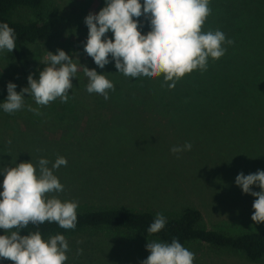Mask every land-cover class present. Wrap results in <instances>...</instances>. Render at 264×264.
<instances>
[{"label":"rangeland","instance_id":"374dc122","mask_svg":"<svg viewBox=\"0 0 264 264\" xmlns=\"http://www.w3.org/2000/svg\"><path fill=\"white\" fill-rule=\"evenodd\" d=\"M47 1L57 21L56 29L47 41L26 44L25 48L37 63L45 62L48 51L56 54L57 49L73 59L79 70L72 78L69 94L80 113H57L48 109L50 104L37 105L27 93L23 109L9 114L0 108V168L20 162H31L38 168L40 158L54 162L61 156L67 165L54 170V175L64 190L51 195L62 202L78 201L77 209L149 208L166 217L184 206H194L202 211V224L207 228L236 234L264 227V223L255 224L251 219L255 197L242 193L235 184L241 172L248 175L264 170V104L240 108L237 116L215 110L183 115L177 107L119 106L110 91L107 100L90 94L80 64L104 74L112 83L118 73L112 70L114 61L100 69L84 51L88 36L84 19L90 12L98 13L105 0H89L88 7L82 0ZM106 35L113 38L111 32ZM2 56L0 51V64L4 63ZM8 82L15 83L20 91L28 86L27 81L6 78L0 85V103L7 98ZM28 106L40 114L29 111ZM56 116L62 117L49 119ZM127 116L135 120L125 122ZM195 116H205V120L194 121ZM185 142L192 144L190 151H170ZM3 179L0 174V191ZM66 239L69 251L65 264H140L150 255L148 241H157L109 227L81 231ZM185 247L195 254L193 264H264V258L253 262L238 252L211 249L201 242ZM0 264L13 262L0 258Z\"/></svg>","mask_w":264,"mask_h":264},{"label":"clouds","instance_id":"9594fccd","mask_svg":"<svg viewBox=\"0 0 264 264\" xmlns=\"http://www.w3.org/2000/svg\"><path fill=\"white\" fill-rule=\"evenodd\" d=\"M209 2L143 0L141 4L140 0H105V6L98 13L90 12L84 19L88 28L84 51L100 69L114 61L115 68L126 77L157 78L163 75L165 83L171 81L168 87L174 88L186 74L197 69L206 71L209 58L218 60L224 56L226 48L222 45L233 44L218 29L202 31L211 13ZM141 16L150 23L151 30L147 34L141 33L140 21L134 19ZM109 32L113 38L106 35ZM15 48V30L6 22L0 23V51L11 53ZM45 64L47 66L39 72L38 79L29 74L28 86L20 92L16 91L15 83H7V98L0 103L4 112L13 114L23 109L25 93L40 106H47L57 98L61 102L68 101L78 65L62 49H57L56 54L48 51ZM79 67L88 78L87 92L109 99V91H115L114 84L95 69L81 64ZM28 110L40 114L31 106ZM191 149L192 144L185 142L182 146H173L170 151L179 154ZM66 165V158L58 156L54 162L40 158L38 168L31 162L0 168V174L4 175L3 191H0V229L5 233L0 235V258L13 264H65L68 260L69 244L64 235H50L47 240L42 238L39 230L20 235V230L30 224L38 229L46 221L55 222L65 230L76 228L79 202H62L58 196L51 195L63 192L64 185L54 175V170ZM235 184L242 193L255 197L252 221L264 223V170L248 175L241 172L236 176ZM254 185L260 191H253ZM165 224V216L157 213L147 231L158 233ZM146 250L150 255L140 264H193L195 259V254L175 238L171 243L148 241Z\"/></svg>","mask_w":264,"mask_h":264},{"label":"trees","instance_id":"16d2710c","mask_svg":"<svg viewBox=\"0 0 264 264\" xmlns=\"http://www.w3.org/2000/svg\"><path fill=\"white\" fill-rule=\"evenodd\" d=\"M140 2L143 4V0ZM82 3L89 6V0H82ZM209 8L211 13L202 31L218 29L225 34L226 39L233 41L231 45H222L226 48L224 56L218 60L209 58L206 71L197 69L186 74L171 89L168 87L171 81L165 83L163 75L157 78H130L115 72L116 68L112 65L117 77L113 81L115 91L110 90L111 99L123 107H177L183 111V115L216 111L237 116L240 108L261 107L264 104V0H210ZM134 19H139L142 34L151 30L149 21L143 16ZM2 22L15 30L16 48L11 53L3 51L0 85L9 77L27 81L29 74H32L38 79L39 72L47 65L45 62L37 63L25 45L47 41L55 31L57 21L48 1L0 0ZM16 91L20 92L19 89ZM68 96L67 102L57 98L47 107H76L73 96L69 93ZM204 118L195 116L193 120ZM76 211L77 224L74 230H65L55 222L46 221L38 229L30 224L28 228L20 230V235L39 230L42 238L56 234L69 237L81 231L109 227L158 242L171 243L175 238L184 247L189 243L201 242L211 249L238 252L253 262L264 258V227L236 234L207 228L202 224V211L194 206H184L177 213L166 216L165 227L154 234L147 231L157 214L153 209L135 210L114 206Z\"/></svg>","mask_w":264,"mask_h":264},{"label":"crops","instance_id":"0c3cea01","mask_svg":"<svg viewBox=\"0 0 264 264\" xmlns=\"http://www.w3.org/2000/svg\"><path fill=\"white\" fill-rule=\"evenodd\" d=\"M48 109H53V108H48ZM111 109H116V110H119L117 108H111ZM123 110H130V108H121ZM55 110H58L57 113H61V114H64V113H80L78 112L77 110H79V108H76V107H73V108H57ZM65 110H75V111H65ZM114 113H118V112H114ZM120 113H126V114H130V113H139L137 111L135 112H131V111H122ZM57 117H62V116H56V117H49V119H55ZM135 120V117H131V116H127L125 117V122H129V121H134Z\"/></svg>","mask_w":264,"mask_h":264}]
</instances>
